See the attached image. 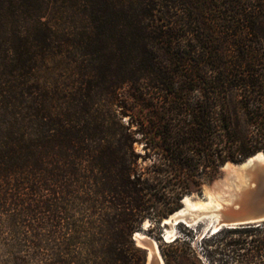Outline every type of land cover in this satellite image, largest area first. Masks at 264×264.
<instances>
[{
    "label": "trees",
    "instance_id": "1",
    "mask_svg": "<svg viewBox=\"0 0 264 264\" xmlns=\"http://www.w3.org/2000/svg\"><path fill=\"white\" fill-rule=\"evenodd\" d=\"M262 39L264 0H0L4 264H147L146 221L264 152ZM202 240L165 263L264 264V222Z\"/></svg>",
    "mask_w": 264,
    "mask_h": 264
},
{
    "label": "water",
    "instance_id": "2",
    "mask_svg": "<svg viewBox=\"0 0 264 264\" xmlns=\"http://www.w3.org/2000/svg\"><path fill=\"white\" fill-rule=\"evenodd\" d=\"M262 155V156H259ZM264 152H259L241 163L228 162L222 167V175L210 185V194L203 193L201 198L211 199L219 202L220 206H216L213 210L200 211L191 209L190 212L195 214V218L186 222L184 218L176 221L177 223H185L189 227L198 225L201 222L214 218L216 220L217 228H212L211 224L208 233L214 234L223 228H238L250 224H260L264 222ZM259 185L260 191L253 193L249 199L241 197L240 191L246 190L253 185ZM221 191L223 193H230L229 198L226 195H218ZM191 197V195H188ZM192 198V197H191ZM185 197L182 203L185 204ZM215 214V215H214ZM166 217L160 223L162 227V237L166 242H169L165 236V232L171 227ZM187 217V216H186ZM217 217V218H216ZM145 222L142 230L146 228ZM150 225V224H149ZM148 225V226H149ZM176 225V224H175ZM141 232H144L142 231ZM179 235L175 236L178 237ZM136 238V233L134 235ZM173 237L172 239H174ZM155 240V239H154ZM158 254H150L148 248V241H140L141 245L148 251L147 264H166L160 251V246L157 240ZM139 244V242H138Z\"/></svg>",
    "mask_w": 264,
    "mask_h": 264
},
{
    "label": "rangeland",
    "instance_id": "3",
    "mask_svg": "<svg viewBox=\"0 0 264 264\" xmlns=\"http://www.w3.org/2000/svg\"><path fill=\"white\" fill-rule=\"evenodd\" d=\"M262 43V45H261ZM261 43H258V45H261L262 47L264 46V39L261 40ZM222 173H223V170H222ZM222 175V174H221ZM217 180V179H216ZM212 184V183H211ZM211 184H205L204 185V193L206 194H210V185ZM260 186L255 184L253 186H251L250 188L246 189V190H242L240 191V195L241 197L245 198V199H249L251 196H253V193L254 192H258L260 191ZM218 195H226V197L229 198V195L230 193H223L221 191H219L217 193ZM191 199L193 201H200V200H203V198H201L202 196L196 192H194L192 195H191ZM148 222V221H146ZM150 222V221H149ZM151 224V222L149 223ZM211 224L209 225V223L207 221H204V222H201L199 223L198 225L196 226H193V227H189L185 224H182V223H179L178 225H171V229L172 230V236L170 238H167V240H169V242H172L170 241L172 239V237H174L175 235H179V236H182L183 238L187 239L189 242H191V244L194 245V247L197 249V251H199V253H201V243H202V239L205 235H211L208 233V230L210 228ZM144 232H141L143 235L146 234V236L152 238V239H155L158 241L159 243V246L161 243H164L166 242L163 237L161 236L162 235V227L160 224H157V226L153 229L150 228V225L147 226L144 230H142ZM178 236V237H179ZM10 236L6 233H1L0 234V263L4 264L5 262L9 261L10 258H8L4 252V248L2 249V246L4 243H9L11 240L9 238ZM176 238V237H175ZM174 238V239H175ZM172 239V240H174ZM138 242H140L138 240ZM8 264V263H6ZM30 264H36L35 262H31L30 261Z\"/></svg>",
    "mask_w": 264,
    "mask_h": 264
},
{
    "label": "bare ground",
    "instance_id": "4",
    "mask_svg": "<svg viewBox=\"0 0 264 264\" xmlns=\"http://www.w3.org/2000/svg\"><path fill=\"white\" fill-rule=\"evenodd\" d=\"M259 156H262V155H259ZM184 202L185 204H183V207L180 210L173 213L171 217L168 219V222L170 223V225H175V224L178 225L179 223H182V222H179V223L176 222L181 218H184L186 222L190 223V221H192L196 217L195 214H192V212H190L191 209H197L200 211H207V210L210 211V210L215 209L216 206H220L219 202H215L211 199L193 201L191 197H189L188 195L185 196ZM206 221L209 223V225L213 223L212 228H217L216 220L214 218H211L210 220H206ZM149 223H150L149 221L146 223V227L149 225ZM165 236L166 238H170L172 236V230L168 228L167 231L165 232ZM136 238L139 241H143V240L148 241V248H149L150 254H154V253L158 254L157 242L154 239L146 236V234L143 235L140 231L136 232ZM170 241H173V240L171 239ZM139 244L143 245L142 242H139Z\"/></svg>",
    "mask_w": 264,
    "mask_h": 264
}]
</instances>
